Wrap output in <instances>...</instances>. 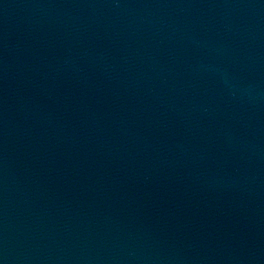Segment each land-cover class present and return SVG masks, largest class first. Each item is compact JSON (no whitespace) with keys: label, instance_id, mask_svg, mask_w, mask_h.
<instances>
[{"label":"water","instance_id":"1","mask_svg":"<svg viewBox=\"0 0 264 264\" xmlns=\"http://www.w3.org/2000/svg\"><path fill=\"white\" fill-rule=\"evenodd\" d=\"M0 264H264V0H0Z\"/></svg>","mask_w":264,"mask_h":264}]
</instances>
